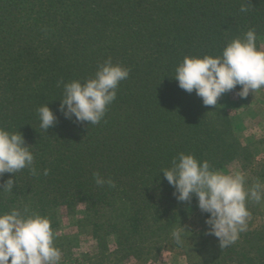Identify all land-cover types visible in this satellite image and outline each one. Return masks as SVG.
<instances>
[{
    "label": "trees",
    "instance_id": "obj_1",
    "mask_svg": "<svg viewBox=\"0 0 264 264\" xmlns=\"http://www.w3.org/2000/svg\"><path fill=\"white\" fill-rule=\"evenodd\" d=\"M249 29L259 49L264 0H0V128L22 134L38 171L15 174L0 212L27 205L50 219L55 240L62 220L77 217L97 241L95 264L154 261L187 240L211 253L187 264H264V229H247L225 248L213 235H188L190 221L205 224L207 214L194 194L179 202L160 172L181 152L214 170L249 164L229 110L204 106L174 78L185 56L220 55ZM108 58L129 76L101 122L65 119L57 110L63 84L94 77ZM44 104L57 117L46 131L37 112ZM93 173L115 186L97 185ZM180 227L177 243L171 233Z\"/></svg>",
    "mask_w": 264,
    "mask_h": 264
},
{
    "label": "clouds",
    "instance_id": "obj_2",
    "mask_svg": "<svg viewBox=\"0 0 264 264\" xmlns=\"http://www.w3.org/2000/svg\"><path fill=\"white\" fill-rule=\"evenodd\" d=\"M241 12H247L241 7ZM257 33L249 29L242 38L228 42L217 56H185L175 68L174 78L179 88L201 98L204 106H217L219 98L236 91L246 98L264 89V51L257 48ZM129 76V69L113 64L111 58L99 64L94 77L81 83L79 80L63 84V98L58 111L65 119L75 122L99 124L109 105L116 99L117 88ZM39 127L46 131L57 123V117L46 105L37 109ZM29 169L32 175L34 154L25 144L21 133L0 128V177H12L0 183V197L13 192L15 174ZM163 177L174 188L173 195L179 202L190 201L194 194L198 208L206 213V234L218 238L219 247H229L247 231L251 213L248 201H264V182L259 179L246 187L245 173L241 170L225 173L214 170L207 160L200 161L192 154L178 153L172 166L162 169ZM44 175L48 170H44ZM95 183L101 187L105 180L93 173ZM184 228L172 231L171 236L180 243ZM55 233L48 217L30 211L27 205L0 212V264H61L62 252L55 245Z\"/></svg>",
    "mask_w": 264,
    "mask_h": 264
},
{
    "label": "rangeland",
    "instance_id": "obj_3",
    "mask_svg": "<svg viewBox=\"0 0 264 264\" xmlns=\"http://www.w3.org/2000/svg\"><path fill=\"white\" fill-rule=\"evenodd\" d=\"M259 50L264 51V36L260 40ZM236 90L223 94L217 101V105L229 110L233 117V127L239 135L243 146L249 149L250 162L246 168L241 162H232L218 168L225 173L241 170L245 173L246 187H251L257 179L264 182V89L251 93L246 98L236 95ZM251 213L247 229H264V201L257 204L253 201L247 202ZM78 214H82L81 210ZM205 224L193 218L188 226V235H206ZM115 238L108 237V245L111 250L115 248ZM55 242L62 252L61 264H95L100 262L98 248L92 237L89 227L80 226L77 217H65L57 231ZM210 252L195 251L191 240L185 241L181 247H172L163 250L156 260H132L118 264H187L189 259L208 260ZM108 264V260L104 262ZM112 264V263H111Z\"/></svg>",
    "mask_w": 264,
    "mask_h": 264
}]
</instances>
